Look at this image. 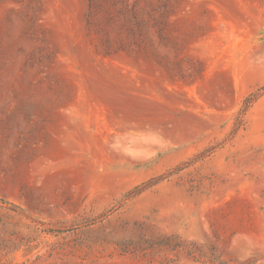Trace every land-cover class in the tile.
<instances>
[{"label":"rangeland","instance_id":"1","mask_svg":"<svg viewBox=\"0 0 264 264\" xmlns=\"http://www.w3.org/2000/svg\"><path fill=\"white\" fill-rule=\"evenodd\" d=\"M0 264H264V0H0Z\"/></svg>","mask_w":264,"mask_h":264}]
</instances>
